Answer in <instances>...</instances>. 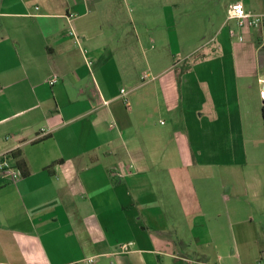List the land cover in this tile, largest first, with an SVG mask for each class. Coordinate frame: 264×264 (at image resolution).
<instances>
[{
  "label": "crops",
  "instance_id": "1",
  "mask_svg": "<svg viewBox=\"0 0 264 264\" xmlns=\"http://www.w3.org/2000/svg\"><path fill=\"white\" fill-rule=\"evenodd\" d=\"M185 1L0 0V156L28 170L0 173V264L264 260V20H226L264 0H223L198 45L176 36ZM175 51L182 97L176 75L158 81Z\"/></svg>",
  "mask_w": 264,
  "mask_h": 264
},
{
  "label": "rangeland",
  "instance_id": "2",
  "mask_svg": "<svg viewBox=\"0 0 264 264\" xmlns=\"http://www.w3.org/2000/svg\"><path fill=\"white\" fill-rule=\"evenodd\" d=\"M222 1L223 0H189L188 2H180L181 4H185L179 7L178 10H175V20L177 22V24L175 23V31H176V36L179 40V38H181L182 41H184L186 43L185 40H190L191 42L196 41V44L198 45L199 43L203 44V39L204 37H208L207 35H209L212 32V28L214 26H216V24L220 21V19H222L224 17L225 12L222 10L223 6H222ZM187 4V5H186ZM131 9H132V13H131ZM134 16V7L133 6H129V11L127 13V18ZM128 25L126 27V48L130 49L131 47H134V45L136 44V40H135V36H134V32L132 29V26L129 24L130 23V19H127ZM160 26V29H164L166 28ZM170 27V26H169ZM176 28H178V30H176ZM258 28H254L256 30H260ZM244 29L248 30L251 29L249 27H245ZM243 29V30H244ZM253 29V30H254ZM173 29L171 27V33H172ZM174 31V34H175ZM245 31V30H244ZM155 33L160 32L159 30H154ZM168 36L169 38L172 36V34H170L168 32ZM244 36H242V40L244 41ZM173 40H177V39H173ZM241 40V41H242ZM264 38L262 39L261 43H260V51L259 54L262 57L263 63H264ZM195 44V45H196ZM173 45L175 46V48H177V43L173 42ZM190 45V42H189ZM204 47V46H202ZM207 50L208 48H202L201 51L204 52L205 55H207ZM182 54H180L179 51H175V53L172 54V56H168V60L171 61V63H174L173 69L171 72H169L168 74L164 73L162 75H160L158 77V81L162 80V76H164L165 78L167 77H171V76H175L176 78H178L182 73L184 68L187 66L184 60L182 59ZM193 58V57H192ZM138 60V59H137ZM149 73V74H148ZM148 73H144L143 75L140 76V81L143 83L142 81V76L147 75V78L145 79V82L153 79L152 77L156 76V72H148ZM197 74H195L196 76ZM156 79V77H155ZM178 82L180 85V95L181 97L183 96V90H184V85H183V81L178 78ZM256 84V83H255ZM125 90H127L128 88H124ZM258 90V87H257ZM128 91V90H127ZM255 91L256 89L254 88V90H250L248 92V97L247 99H251V100H255ZM259 91V90H258ZM257 91V95L259 97V93ZM129 100V98H126ZM199 102V98L198 95L195 94L193 97V103L195 105H197ZM131 105V104H130ZM180 105H181V101H180ZM262 107V106H261ZM182 109H180V111H178V113H181ZM259 115L261 116L262 119L263 118V114H262V108L260 109ZM167 113L165 114H161L156 117V119L160 120V121H164V122H170L173 123L172 126L175 128V131H181L182 129V122L181 121H175L171 119H169V117H167ZM175 125V126H174ZM175 140V134L173 135V144ZM194 184L196 186V189L198 188L197 185V181H194Z\"/></svg>",
  "mask_w": 264,
  "mask_h": 264
},
{
  "label": "built area",
  "instance_id": "3",
  "mask_svg": "<svg viewBox=\"0 0 264 264\" xmlns=\"http://www.w3.org/2000/svg\"><path fill=\"white\" fill-rule=\"evenodd\" d=\"M227 21H235L237 23V26L240 29H244L245 27L249 28H258L261 26L264 20V16L260 14H255L251 11L246 10L244 5L242 3H235L232 4L229 9L227 10ZM231 35L235 36V32L231 31ZM238 39L241 41L242 36H239ZM147 78V75L142 76L143 83L145 82V79ZM58 82V78L55 76L50 80V84L54 85ZM262 83L264 84V80H262ZM128 94V91L125 89L121 90V95L126 96ZM263 101H264V91H263ZM0 173L3 174H11L12 180L14 182H17L22 177V171L18 168H15L12 166L8 159V154H3L0 156ZM258 264H264V260L259 261Z\"/></svg>",
  "mask_w": 264,
  "mask_h": 264
},
{
  "label": "trees",
  "instance_id": "4",
  "mask_svg": "<svg viewBox=\"0 0 264 264\" xmlns=\"http://www.w3.org/2000/svg\"><path fill=\"white\" fill-rule=\"evenodd\" d=\"M16 167L19 168L20 170H22V172H24L23 175L24 174L27 175L28 170H27V166H26L25 162L18 163V165Z\"/></svg>",
  "mask_w": 264,
  "mask_h": 264
}]
</instances>
